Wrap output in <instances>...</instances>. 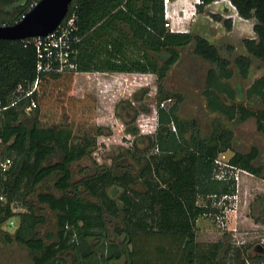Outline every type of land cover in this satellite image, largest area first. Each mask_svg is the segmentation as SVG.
<instances>
[{"label": "trees", "instance_id": "obj_1", "mask_svg": "<svg viewBox=\"0 0 264 264\" xmlns=\"http://www.w3.org/2000/svg\"><path fill=\"white\" fill-rule=\"evenodd\" d=\"M37 1L0 0V25L16 23ZM201 1L197 5L200 12L214 0ZM232 1L239 15L256 21V38L243 39L246 53L234 58L238 74L246 78L252 57L264 58V0ZM72 11L76 14L74 33L79 38L72 44L73 71L37 72L36 48L31 42L0 40V102L1 107L7 106L0 111V160H10L7 169L0 170V223L11 220L13 204L23 205L46 179L54 178V187L62 192L59 196L46 191L36 195L56 212L54 235L48 234L47 240L39 237L36 229L45 218L27 211L17 214L13 237L7 234V240L24 246L32 264H64L60 255L70 248L78 256V264H88L86 259L94 252L100 254L96 264H110L120 256L118 245L104 241L94 251L89 241L102 234L105 214L120 217L118 230L125 238L126 264L264 261V254L250 256L248 245L196 241V220L220 213L222 208L216 204H228L232 199L222 197L235 195L232 169L264 180L263 167L254 163L256 146L247 152L234 150L231 129L219 123L202 137L193 132V120L186 122L177 115L180 98L165 107L159 106V99L152 144L160 159L141 168L142 181L135 183L130 173L119 176L104 170L72 182L70 165L93 148L98 131L91 132L93 125L87 115H77L84 105L76 109L72 102L76 98L69 93L76 72L150 73L162 80L179 59L178 48L194 43V52L212 64L203 89L207 108L229 121L254 118L264 135V72L245 91L240 85L232 86L228 80L234 70L208 38L164 27L162 0H72L65 17ZM35 80V89L25 97ZM243 98H254L262 107L252 109ZM31 99L36 104L30 110L32 116L24 117ZM57 150L58 159L51 161ZM228 150L232 151L227 159L231 167H222L215 160ZM81 187L98 202L83 199ZM109 187L117 199L109 194ZM199 198L205 202L199 204Z\"/></svg>", "mask_w": 264, "mask_h": 264}, {"label": "rangeland", "instance_id": "obj_2", "mask_svg": "<svg viewBox=\"0 0 264 264\" xmlns=\"http://www.w3.org/2000/svg\"><path fill=\"white\" fill-rule=\"evenodd\" d=\"M212 11V8L205 7L198 13L197 18L191 20L188 30L192 34L199 33L200 29L208 30L220 55L229 60L230 67L234 70L228 82L234 87L240 85L241 90L245 91L253 79L264 71V58L252 57L248 76L241 78L234 66V58L246 53L242 39L251 36L252 29L238 21L235 26L230 23L228 27L223 24L222 19L219 21L214 17L205 25V19L212 18ZM216 21L219 24H216ZM178 50L179 59L159 81L150 73L98 71L74 74L69 93L76 98L72 101L76 109L80 104L84 105L77 115H87V121L93 125L91 132L98 131V134L93 148L70 165L72 182L104 170L119 176L130 173L132 181L135 183L142 181L141 168H144L146 162L160 159L152 141L158 127L157 103L159 99L161 101L167 99L164 97L171 98L167 106H172L177 98H180L176 113L183 121H194V133L205 137L219 123L231 129L235 150L247 152L250 147L256 146L259 153L254 163L262 165L264 172V135L257 130L255 120L248 118L245 121H229L223 115L210 111L206 106L203 89L206 72L212 64L194 52V43ZM241 101L252 109L262 107L256 99L243 98ZM22 116L31 117L32 112L28 111ZM229 151L224 152L225 157L219 155V159L226 161ZM58 157L57 150L51 161L57 160ZM238 175L240 189L236 191V197L225 206L223 203L216 204L218 208H226L223 222L221 223V219H216L214 215L199 217L196 221V241L200 243L224 241L235 246L248 245L247 253L254 255L255 247H264V180L250 174L246 175L243 171L238 172ZM145 176H149L148 169L145 170ZM53 183L54 178H48L39 184L34 195L29 196L23 205L13 204L12 211L15 215L11 220L0 223V264H32L31 255L24 246L7 240V234L13 237L15 231L13 227L18 220L17 214L32 211L43 216L45 223L37 227L36 234L45 240L48 234L56 233V212L36 198L37 193L44 191L59 196L62 192L57 190ZM134 187L139 188V185L134 184ZM111 188H108L109 194L117 199L116 194L110 192ZM120 189L123 191V187ZM80 195L85 200L98 202L97 198L89 195L82 187ZM204 202L205 199H198L199 204ZM230 207L234 210H229ZM104 221L102 234L89 238L94 251L104 241L114 242L121 253L118 258L111 259L110 264H126L125 238L118 230L120 217L104 214ZM99 255L98 252L92 253L86 259L87 263L96 264ZM60 257L64 264H78V256L73 248L63 252ZM254 264H264V261L257 260Z\"/></svg>", "mask_w": 264, "mask_h": 264}, {"label": "built area", "instance_id": "obj_3", "mask_svg": "<svg viewBox=\"0 0 264 264\" xmlns=\"http://www.w3.org/2000/svg\"><path fill=\"white\" fill-rule=\"evenodd\" d=\"M178 0H162L163 4V18H164V27L168 28L169 31L172 32H187L188 28L184 24V20L186 18L191 19L196 10V5L201 4V0H192L187 8H182L181 13L178 9H176L175 5ZM229 2V0H227ZM230 3V2H229ZM75 19L76 14L72 11L64 20L49 34L45 36L31 37L24 39L27 42H31L36 48L37 54V62H36V70L37 72L44 73H61V72H69L76 69V64L71 58V54L73 53L72 44L79 40V38L75 35ZM37 81L35 80L33 86L30 91L26 92L24 96H29L32 90L35 89ZM17 91H21V87L17 88ZM20 97L14 99L10 102V106L14 105ZM171 101V98H167L159 103L160 107L167 106L168 102ZM35 101L30 100L27 106L25 107V111L28 112L35 107ZM7 106L1 107L0 102V111ZM224 152L220 153L222 157H225ZM219 155L215 160L217 164L222 167H231L226 161H221L219 159ZM10 164V160L5 158L4 160H0V170L4 171ZM238 172L237 169L234 173V179L238 181ZM236 196L233 195L231 197L223 196L222 199H233ZM229 210H234L233 207H230ZM226 213V210L224 211Z\"/></svg>", "mask_w": 264, "mask_h": 264}, {"label": "water", "instance_id": "obj_4", "mask_svg": "<svg viewBox=\"0 0 264 264\" xmlns=\"http://www.w3.org/2000/svg\"><path fill=\"white\" fill-rule=\"evenodd\" d=\"M221 1L215 0L212 4H219ZM71 2L72 0H38L16 23L0 25V40H24L49 34L65 18ZM232 11L236 12L235 7H232Z\"/></svg>", "mask_w": 264, "mask_h": 264}, {"label": "flooded vegetation", "instance_id": "obj_5", "mask_svg": "<svg viewBox=\"0 0 264 264\" xmlns=\"http://www.w3.org/2000/svg\"><path fill=\"white\" fill-rule=\"evenodd\" d=\"M215 1V0H214ZM230 2V3H229ZM229 2H227V0H222L221 1V3L220 4H222V6L225 8V7H229V11L231 12L232 11V7H235V9H236V6L234 5V3H233V1L232 0H229ZM207 5H205L204 6V8L206 7ZM203 8V9H204ZM203 11V10H202ZM201 11V12H202ZM200 11H198V9H197V5H196V10H195V14H194V16L191 18V19H195V18H197V15H198V13H201ZM232 14H227V15H225L224 14V12H215V11H212L211 12V14H212V18H210V17H208V18H210L211 20H213V17L216 19V20H219V19H222V22H223V24H225V25H229L230 26V23L231 24H236L237 23V21L239 22V23H244L245 25H249V27H251V29H252V35L251 36H249V37H244L243 39H245V38H256V35H255V32H254V24H255V19L254 18H245V17H242L241 15H239V13H238V11H237V9H236V12L235 13H233V11L231 12ZM218 14V15H217ZM236 14V15H235ZM221 16H223L224 18H222ZM226 16V17H225ZM228 26V27H229ZM194 35H197V34H194ZM243 39H242V43H243ZM210 41V40H209ZM211 42V41H210ZM212 43V42H211ZM214 44V43H213ZM215 45V44H214ZM244 46V45H243ZM244 49H245V47H244ZM246 51V50H245ZM245 54V53H244ZM238 56V55H237ZM264 72V71H263ZM262 72V73H263ZM260 76V75H259ZM258 76V77H259ZM257 78V77H256ZM255 79V78H254ZM253 79V80H254ZM230 83V82H229ZM252 83V82H251ZM231 84V83H230ZM233 86V85H232ZM249 87V86H248ZM254 99V98H253ZM254 119V118H253ZM258 149V148H257ZM235 150V149H234ZM236 151H238V150H236ZM240 152V151H239ZM258 153H259V151H258ZM262 166V165H261ZM238 168H234V170L232 169L231 171L233 172V174L235 173V171L237 170ZM239 170V172L240 171H243V170H241V169H238ZM243 172H246V171H243ZM246 173H248V172H246ZM248 174H250V173H248ZM250 175H252V174H250ZM253 176V175H252ZM221 177V176H220ZM238 180H239V175H238ZM237 183H238V181H236V191H237ZM226 196V195H225ZM235 196H236V193H235ZM264 204V203H263ZM225 206V205H224ZM226 208L224 207V208H222V210H221V212L220 213H217V214H215L214 216L216 217V219H218V220H220L221 219V223L223 222L222 220L225 218V213H224V210H225ZM198 220V219H197ZM196 220V221H197ZM234 230L236 229V228H233ZM215 242H217V241H215ZM221 242H223V243H229V242H224V241H221ZM255 254H264V247L263 246H257V247H255ZM254 254V255H255ZM254 255H250V256H254Z\"/></svg>", "mask_w": 264, "mask_h": 264}, {"label": "crops", "instance_id": "obj_6", "mask_svg": "<svg viewBox=\"0 0 264 264\" xmlns=\"http://www.w3.org/2000/svg\"><path fill=\"white\" fill-rule=\"evenodd\" d=\"M192 2V0H178L177 2H176V5H175V7H176V9H178L179 11H180V13H181V9L184 7V8H187L188 6H189V4ZM207 8H212L213 9V11H215V12H224V14L225 15H227L228 13L229 14H232L230 11H229V9L227 8V7H223L222 6V4H212V3H210V4H208L207 6H206ZM226 17V16H225ZM207 18V17H206ZM201 19V21H204V20H202V18H200ZM191 20L192 19H189V18H186V20H184L185 22H184V24H185V26L188 28V26L190 25V23H191ZM221 19H219V21H220ZM200 21V20H199ZM200 21V22H201ZM205 21L206 22H204L205 23V25L206 24H208V22L207 21H212L210 18H208V19H205ZM213 23H215V22H213ZM216 24H219V22H217L216 21ZM241 25H245L244 23H240ZM236 25V24H235ZM234 25V26H235ZM246 26V25H245ZM195 34H197V35H201V36H205L206 38H208L212 43H214V41H213V38L210 36V34L208 33V30L207 29H200V31H199V33H195ZM129 49V48H128ZM79 73H86V72H79ZM117 73H119V72H117ZM141 74V73H140ZM253 119V118H252ZM234 149V148H233ZM230 152V154H229V156L232 154V151H229ZM244 173H246V172H244ZM246 175H248V173H246ZM239 180H240V177H239ZM238 180V181H239ZM263 180V179H262ZM239 189H240V186L238 187V183H237V191H239Z\"/></svg>", "mask_w": 264, "mask_h": 264}]
</instances>
